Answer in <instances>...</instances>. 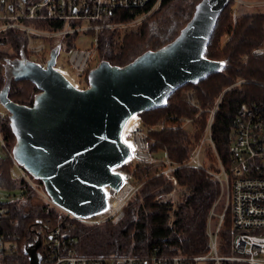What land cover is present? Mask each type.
I'll use <instances>...</instances> for the list:
<instances>
[{
	"label": "trees",
	"instance_id": "16d2710c",
	"mask_svg": "<svg viewBox=\"0 0 264 264\" xmlns=\"http://www.w3.org/2000/svg\"><path fill=\"white\" fill-rule=\"evenodd\" d=\"M35 1L0 0V10L3 11L0 16V90L6 84L5 66L8 62L19 59L21 53L30 60L25 52L24 32L10 25H26L46 31L66 27L62 21L20 18L26 7ZM199 1L162 0L160 8L144 19L136 31L124 34L120 42L117 29L103 30L99 34V61L123 66L143 52L156 50L172 41L192 17ZM180 2H184L185 7L175 11ZM233 7L234 1L229 0L216 21L204 55L211 61L222 62L223 70L197 84L182 86L168 98L164 108L137 115L149 127L164 124V128L149 134L150 151L156 156L165 153L178 166L173 176L182 193L175 203L161 198L174 189L171 181L158 175L163 165L131 167L127 163L119 172L130 174L139 188L127 201L124 217L117 224L106 221L88 225L67 216L41 200L23 180L11 177L13 163L8 153L14 137L5 111L0 118V136L5 144V149L0 147V188L16 194L13 193L11 200L0 202V264H28L23 249L36 240L40 241L37 253L41 257L49 233L58 226L74 238V253L84 257L145 256L153 251L187 257L208 253L207 221L219 196V185L208 171L217 170V160L210 145L206 144L201 168L185 164L194 144L203 139L212 117L210 138L217 156L227 165L236 115L246 106L264 102V55L254 54L255 50L264 48V13H238L234 21ZM138 13V9H120L112 13L111 20L129 22ZM12 16L18 18L10 20ZM223 37L225 40L221 44ZM74 40V36L65 38L66 49L73 47ZM187 91L193 92L198 107L187 102ZM37 92L29 81L11 79L7 97L19 105L31 106ZM185 119L191 121V131L181 127ZM34 183L42 188L39 181ZM33 199L40 201L33 203ZM221 212V206L216 205L214 214ZM236 234L227 210L218 233L217 253L220 256L234 254L232 246ZM11 246H14L13 250H10Z\"/></svg>",
	"mask_w": 264,
	"mask_h": 264
},
{
	"label": "water",
	"instance_id": "95a60500",
	"mask_svg": "<svg viewBox=\"0 0 264 264\" xmlns=\"http://www.w3.org/2000/svg\"><path fill=\"white\" fill-rule=\"evenodd\" d=\"M228 3L200 0L172 41L123 66L100 60L89 71L84 89L55 68L59 46L52 49L45 68L23 53L8 62L0 105L14 137L11 155L32 180L41 183L53 206L77 219L107 210L106 188H121L124 181L119 170L131 156V147L122 138L128 120L164 108L182 86L223 70L222 62L204 55ZM11 79L36 87L31 106L7 97ZM39 246L36 240L23 249L28 264H41Z\"/></svg>",
	"mask_w": 264,
	"mask_h": 264
},
{
	"label": "built area",
	"instance_id": "2783aa9c",
	"mask_svg": "<svg viewBox=\"0 0 264 264\" xmlns=\"http://www.w3.org/2000/svg\"><path fill=\"white\" fill-rule=\"evenodd\" d=\"M233 1L234 5L235 3L248 2L246 0ZM161 3L162 0H36L26 7V12L20 18L29 21H62L66 27L56 31H46L26 25L10 26L24 32L25 52L28 58L35 59L33 62L43 68L50 56L46 57L45 52L47 48L50 49L52 43H54V47L59 46L58 54L65 47L67 51L66 64L76 75L78 85L64 75L75 87L84 89L87 86V75L93 69L92 64L99 62V34L103 30H113L135 23L138 19L156 12ZM120 9H138L139 13L132 21L113 22L111 20L112 13ZM236 15V11L233 12L234 21ZM17 18V16L9 17L10 20ZM68 36H74L75 40L73 47L66 49L65 38ZM81 36L87 37L89 40L84 48L77 47ZM254 54L264 55V48L255 50ZM185 97L190 105L198 107L192 91H187ZM217 105L216 103L211 111L212 116ZM2 116L3 113L0 112V118ZM211 119L212 117L203 139L194 144L185 165L201 168L206 144H209L216 154L210 138ZM190 123V120L185 119L181 127ZM162 128H164V124L149 127L137 115L131 117L122 131V138L125 142L128 140V145L131 147V156L126 164L130 162L131 167L151 164L163 165L158 175L171 181L174 189L161 198L174 202L167 197L172 196L178 188L173 176V172L178 166L172 163L165 153H161V158H158L150 151L149 134ZM0 147L5 149L1 136ZM8 154L13 163V167L10 169L11 177L23 180L39 197L41 196L50 203L42 188L34 183V180L16 164L11 151ZM216 160L217 170L208 171L219 185V196L207 221L209 242L207 254L187 257L181 254L169 256L153 251L145 256L84 257L74 253V238L67 230H62L58 226L49 233L48 242L42 248L41 264H222L223 262L264 264V102L246 106L238 112L234 120L233 142L229 147V163L224 165L217 154ZM121 175L124 183L120 189L106 188L108 206L105 212L90 219H77L64 213L83 224L96 225L106 221L112 225L117 224L124 217V207L127 201L139 188L130 174L121 173ZM220 203H223L222 212L214 214V208ZM227 210L232 228L237 231L232 246L234 254L220 256L217 253L218 233ZM13 249L14 246H11L10 250Z\"/></svg>",
	"mask_w": 264,
	"mask_h": 264
},
{
	"label": "rangeland",
	"instance_id": "374dc122",
	"mask_svg": "<svg viewBox=\"0 0 264 264\" xmlns=\"http://www.w3.org/2000/svg\"><path fill=\"white\" fill-rule=\"evenodd\" d=\"M261 3V4H256V3ZM236 6V7H235ZM184 6V2H180L177 3V8L175 9V11H179V9H183ZM238 14H247V13H264V0H256V1H248V2H244V3H235L234 7H233V12ZM154 13H151L149 15H147L145 18H141L138 19L137 22L135 23H131V24H127L124 26H120L117 29V32L119 34V39L118 42H120V39L124 36V34H126L127 32H133L136 31L139 26L141 25L142 21L146 18H148L149 16H151ZM225 40V38L223 37L221 40V44L223 43V41ZM88 39L87 37L81 36L78 43H77V47L78 48H84L85 46H87L88 43ZM52 46L49 48H47L46 52H45V56L48 57L52 51V49L54 48V43L51 44ZM66 55H67V51L65 50V47H63V49L59 52L57 58H56V69H58L60 72H62L63 74H65L66 76H68L76 85H78V79L76 78V75L68 68L67 64H66ZM35 61V59H31V61ZM97 65L96 63L92 64V68H94ZM0 112L5 114V110L4 108L0 105ZM188 131L192 130V126L190 124L185 125L184 126ZM126 143L129 144V141L126 140ZM1 155V152H0ZM205 155V154H204ZM214 156L216 158V154L214 153ZM158 158H161L160 153H158L157 155ZM130 163V162H128ZM13 193L16 194L15 192H7L6 190H4L3 188H0V202L3 201H7V200H11L13 198ZM181 190L179 188L176 189V192H173L172 196L167 197L170 200L177 202L180 198L181 195ZM39 196V195H38ZM41 197V196H40ZM43 197V196H42ZM165 198V199H167ZM43 198H41L42 200ZM38 201H40L39 199H37ZM37 200H32L33 203H37ZM44 200V199H43ZM45 201V200H44ZM220 206H223V203L219 204ZM218 205V206H219ZM222 209V207H221Z\"/></svg>",
	"mask_w": 264,
	"mask_h": 264
},
{
	"label": "crops",
	"instance_id": "0c3cea01",
	"mask_svg": "<svg viewBox=\"0 0 264 264\" xmlns=\"http://www.w3.org/2000/svg\"><path fill=\"white\" fill-rule=\"evenodd\" d=\"M0 4H1V2H0ZM0 7H1V5H0ZM2 12H3V11L0 10V16H2ZM54 48H55V47H54Z\"/></svg>",
	"mask_w": 264,
	"mask_h": 264
}]
</instances>
